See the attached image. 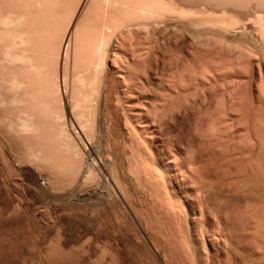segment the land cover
I'll return each instance as SVG.
<instances>
[{
  "label": "bare ground",
  "instance_id": "obj_1",
  "mask_svg": "<svg viewBox=\"0 0 264 264\" xmlns=\"http://www.w3.org/2000/svg\"><path fill=\"white\" fill-rule=\"evenodd\" d=\"M246 102L261 115L242 128ZM0 128L18 145L0 143L2 164L60 213L108 221V262L126 245L241 264L203 177L226 151L264 184V0H0ZM257 203L241 229L259 249Z\"/></svg>",
  "mask_w": 264,
  "mask_h": 264
},
{
  "label": "rangeland",
  "instance_id": "obj_2",
  "mask_svg": "<svg viewBox=\"0 0 264 264\" xmlns=\"http://www.w3.org/2000/svg\"><path fill=\"white\" fill-rule=\"evenodd\" d=\"M247 103H249L250 105L252 104L254 106L251 105L252 106L251 108L249 107L250 105ZM256 104H257L256 102H246L244 105L245 106L247 105V108H244L245 107L244 105H243L244 107L242 106L241 110L247 109L246 110L247 114L245 113H244L245 115L243 114L244 110L243 112L240 111L241 114L239 115V121L241 119L243 120V121L242 120L240 121L241 127L242 126L245 127V125L249 124L251 120L257 121L260 119L261 114H259L260 113L259 106L258 104L257 105ZM248 107L250 108V111ZM246 115H248L247 118L245 117ZM248 117L251 119H249ZM243 118L244 119L246 118L247 121L244 120ZM179 125H183L184 127L189 126L185 120L180 121L179 124L177 125V128L179 127ZM6 136L8 137V134L0 128V137L4 138V139L1 138V140L2 141L5 140L6 142L8 140L10 141V145L12 144L13 146L15 145L18 146L17 142L12 141L13 139H10V137L7 138ZM1 140H0V143L4 146L6 142L3 141L4 142L3 143ZM7 145H9V143L6 144L5 146L6 149L9 147L7 149L8 151L10 150L16 153V148L14 151L13 146L10 147V145L9 146ZM10 148H12V150ZM226 155H227V152L225 151V153L223 152V154L214 156V158L211 159L212 161L210 162V165L207 166V169L209 170V174L203 177V183L205 186H207L208 189L211 190L210 191L211 192L210 194L211 202L210 203L214 206V208L217 211L220 210L219 212H221L223 216L224 215L226 216V219L228 220L226 223L227 229L229 231L231 230L230 232L233 234L236 233L235 234L237 238L236 241L239 244L238 246H240V248L238 247L237 255H238V258L241 260V264H264L263 263L264 261H262L264 260V256H262L264 246L260 247L261 250L260 248L258 249V247H256L250 242V239L247 238L246 234L243 233V230H242L243 228L241 229L242 218L244 214L243 212L249 209L248 207L246 208L245 211H242L245 209V206H248L247 204H250V208L252 207L254 208L256 207V205L255 204L253 205V202L255 203L259 202V205L263 204L264 202V195H263L264 194V184L261 181L259 182V180H261L262 177L260 176L261 178H259V180L256 179L258 183L256 180H254L256 177H253V176H257L258 174L260 175L262 173L257 174L254 170H251L248 160L246 159L243 160L241 156L237 160L240 163L234 161L235 164H233V161L228 158V155L227 156ZM230 161L234 167L232 166ZM250 170H251L250 172L251 175L249 174ZM252 172L256 173V175H252L253 174ZM21 177L22 176H20V174L14 171L11 167L5 166L4 164H2V162H0V223L2 224V225L0 224V236H1L0 237V264H50V263L51 264H59V263L60 264H71V263L72 264H136V263L137 264H151V263L156 264L152 260L151 255H150L151 253H153L151 252V250L153 251V248L151 246H149L150 253L147 251V249L145 250L146 247L144 249L142 247L141 250H140L141 248L140 247L139 249H137V250H140L139 251L140 254H139L136 250L134 252L133 251L134 249L132 250V248L126 245L115 246L116 244H112V246L113 247L115 246L118 253L120 252V254L123 255L122 257L123 259L122 260L117 259V261L119 260L118 262H115V261H113V263L108 262L107 260L108 253L110 251L113 252L110 249L111 246L110 248L108 246V238H107L108 237V234H107L108 233V230H107L108 221L106 222V224L104 221L103 223L104 227L107 228V229L106 228L104 229V227L102 226L103 224L102 225L98 224L100 221H98L97 217H96V220L98 222H96L95 215H93L94 217H92V215L88 216L89 213H86V214L84 213L85 214L84 216V214H80L79 212L81 211L80 209L78 210L79 214L76 212L77 209L76 210L74 209L76 212V213L74 212L75 213L74 215L72 212L70 213L71 209L73 211V208L70 209V206L67 207L66 204L65 206L67 207L66 208L67 212L65 211L64 213L65 215L62 214L63 211L60 210V208L64 204H62L61 207H59L58 209V205H56L57 202L54 203L55 201H50L49 199L42 196L38 191H35L28 183H26L24 179L23 181ZM252 181H254V183ZM40 183L42 184L43 182H40ZM231 191H233L234 193H232ZM224 194L225 196H223ZM16 198H18V200H16ZM221 198L225 199V201ZM259 205L257 207H259ZM34 208L35 209L37 208L38 211L37 209L35 210ZM54 209H56L57 211L56 210L54 211ZM59 211L62 213H60ZM25 218H28L29 220ZM3 224L5 226H3ZM104 230L105 231L107 230V232L105 233ZM24 231L25 232L28 231V232L25 233ZM56 242L57 244L59 243L61 246L59 247L58 245H56ZM48 247L51 249L58 248L60 250L57 249L58 250L57 252L55 249H52L51 251H54L57 253L52 254L53 253L52 252V253H49L50 254L49 255L48 254L49 249H47ZM258 251L261 254L259 253L258 255L257 254ZM101 253L104 254L106 257L102 255L104 257L102 258L100 256ZM135 253L136 254L138 253L139 256L141 257L136 259V257H138L137 256L138 254L135 257ZM147 260L149 262H146ZM177 264H191V263L187 261L185 263L183 262V263H177Z\"/></svg>",
  "mask_w": 264,
  "mask_h": 264
}]
</instances>
